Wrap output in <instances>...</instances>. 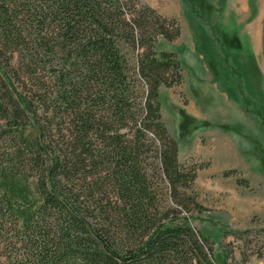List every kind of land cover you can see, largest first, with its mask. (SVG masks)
Masks as SVG:
<instances>
[{"label": "trees", "instance_id": "obj_1", "mask_svg": "<svg viewBox=\"0 0 264 264\" xmlns=\"http://www.w3.org/2000/svg\"><path fill=\"white\" fill-rule=\"evenodd\" d=\"M159 35L176 39V19L128 0H0V120L22 142L0 154V227L10 223L15 239L0 264H244L264 254V228L247 229L235 234L256 249L233 263L223 246L219 261L189 222L205 209L196 169L178 162L161 121L158 90L180 84L182 66L153 49ZM16 51L34 67L47 58L52 87L40 96L68 131L55 145L38 139L40 126L28 138L19 130L31 106L11 81ZM28 170L39 172L33 189Z\"/></svg>", "mask_w": 264, "mask_h": 264}, {"label": "rangeland", "instance_id": "obj_2", "mask_svg": "<svg viewBox=\"0 0 264 264\" xmlns=\"http://www.w3.org/2000/svg\"><path fill=\"white\" fill-rule=\"evenodd\" d=\"M128 1L131 7L146 5L175 18L180 28L173 41L159 35L153 44L155 50L176 52L182 66L180 84L158 90L161 121L178 142V162L196 169L193 190L205 210L194 212L190 224L210 237L217 260L224 246L231 261L238 262L240 251L249 253L256 246L255 237L235 232L264 228V0ZM126 51L131 57L133 51ZM14 56L13 87L31 106L19 130L28 138L33 125L40 126L39 140L50 135L54 145L61 142V134L68 133L64 118L46 112L48 104L40 96L52 87L47 58L34 67L23 58L17 62L18 51ZM5 123L0 120V154L5 147L13 153L22 143ZM27 172L33 189L39 172ZM1 225L0 251L10 254L12 225ZM244 264H264V254L252 253Z\"/></svg>", "mask_w": 264, "mask_h": 264}]
</instances>
